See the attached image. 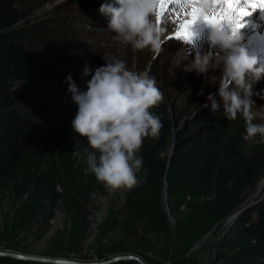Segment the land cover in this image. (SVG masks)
<instances>
[{
    "label": "trees",
    "instance_id": "16d2710c",
    "mask_svg": "<svg viewBox=\"0 0 264 264\" xmlns=\"http://www.w3.org/2000/svg\"><path fill=\"white\" fill-rule=\"evenodd\" d=\"M23 2L0 0V204L6 191L15 204L11 217L3 218L1 234L11 241L21 238L60 204L68 223L65 248L49 255L68 258L84 236L91 209H98L91 195L104 189L86 172L87 155L95 150L73 131L77 112L61 98L66 75L52 63L55 46L43 29L21 26L27 16ZM164 100L150 109L161 128L156 137L144 138L137 153L143 160L137 184L121 209L110 210L98 226L101 235L118 228L128 240L98 250V259L133 252L147 264H264V196L223 230L264 177V142L259 135L247 137L239 114L228 120L221 108L194 120ZM183 123L170 155L172 130ZM165 183L169 212L178 217L173 228L163 203ZM153 236L163 241L160 248ZM206 237L219 248L216 257L206 246L195 249ZM12 261L0 258L2 264Z\"/></svg>",
    "mask_w": 264,
    "mask_h": 264
},
{
    "label": "clouds",
    "instance_id": "9594fccd",
    "mask_svg": "<svg viewBox=\"0 0 264 264\" xmlns=\"http://www.w3.org/2000/svg\"><path fill=\"white\" fill-rule=\"evenodd\" d=\"M158 3L159 0H106L98 11L108 18L114 40L130 44L134 50L147 48L158 54L165 31L157 23ZM192 31L191 40L186 41L189 44H193L194 36L200 39ZM205 42L207 50L197 49L184 71L205 76L218 70L217 92H209L206 97L210 108H222L228 120H235L239 114L245 121L247 137L259 135L264 142V123H254L264 121V108H256L253 99L259 96L253 85L264 78V58L242 46L239 33L216 26L207 25ZM182 58L187 55L178 54L175 67ZM84 74H89L87 67ZM66 80L72 101L78 106L71 122L73 131L85 137L95 150L87 155L86 172L92 173L110 192L131 189L143 163L142 157L137 156L143 140L156 137L161 128L159 117L150 111L163 99L156 81L146 73L129 70L121 60L105 61L96 68L84 92L70 74ZM203 107L208 108L209 104Z\"/></svg>",
    "mask_w": 264,
    "mask_h": 264
},
{
    "label": "rangeland",
    "instance_id": "374dc122",
    "mask_svg": "<svg viewBox=\"0 0 264 264\" xmlns=\"http://www.w3.org/2000/svg\"><path fill=\"white\" fill-rule=\"evenodd\" d=\"M105 2L106 0H24L22 7L24 11H27V16L21 21V26L30 30L43 29L44 32L49 33L47 41L55 46L50 54L52 63L63 71L66 77L70 74L81 92L87 90V82L96 68L104 65L105 61L121 60L125 62L129 70L147 73L150 78L154 79L157 88L163 94L164 101L169 103L171 110L184 109L194 120H199L211 112L210 102L206 100V97L209 92H217L219 72L218 70L217 72L210 71L204 76L195 71H184L185 65L190 64L188 63V60H191L190 57L184 59L185 61L181 60L179 66L175 67L178 59L177 48L189 43L183 39L170 37L177 22L174 15L164 14L160 19L158 25L165 31L162 37L164 41L162 50L158 54L147 48L134 50L130 44L113 39L114 33L108 29V18L98 11L100 5ZM206 33L207 25L205 24L200 31L199 45L205 44ZM259 52L257 55L264 58V50ZM85 67L89 69L88 75L84 74ZM64 85L65 89L61 93V98L70 111L77 112L78 106L72 101V93L68 91L67 80ZM253 90L259 92V96L253 97L256 100L255 107L264 108V98H261L264 97V92H262L264 91V78L260 79L259 84L253 87ZM205 103L209 104L208 108L203 107ZM255 122L264 123L260 120ZM102 186L103 193L91 195L92 205L97 206L98 209H91L92 213L88 217V227L84 236L80 243L74 246L75 251L66 254L68 257L66 259L81 263H97L100 262L96 253L98 250L108 247L117 239L128 240L118 228L101 235L98 226L110 210L121 209L124 196L130 189L110 192L103 184ZM263 188L264 177L250 191L241 207L263 198ZM10 205H15L14 198L6 191L0 204V250L53 257L49 254L65 248L62 241L67 234L65 230L68 223L66 213L60 204L53 209L51 218L39 216L31 228L23 231L21 238L14 241L6 239L1 234L3 218L5 215L7 217L12 215L9 211ZM166 215L170 227L173 228L178 217L170 212ZM235 217L233 214L223 223L224 231L228 229ZM252 218H255L254 214ZM152 239L156 248H160L163 244L157 236H153ZM212 242H214L213 237H206L198 243L195 249L200 245L206 246L205 252L208 253L211 250L213 256L216 257L219 248ZM6 264L23 263L12 261Z\"/></svg>",
    "mask_w": 264,
    "mask_h": 264
},
{
    "label": "snow or ice",
    "instance_id": "6c2138e0",
    "mask_svg": "<svg viewBox=\"0 0 264 264\" xmlns=\"http://www.w3.org/2000/svg\"><path fill=\"white\" fill-rule=\"evenodd\" d=\"M173 4L179 5L180 11L177 12L173 8L172 12L176 19L181 21L177 25L175 38L184 41L191 40L193 26L199 23L227 29L233 34H238L246 26V17H250L257 10L264 12V0H211L210 4L208 0H203L204 7L202 8H197L193 0H184L183 3L181 0H159L156 16L158 24ZM185 9L191 10L185 11ZM182 16L189 18L181 19Z\"/></svg>",
    "mask_w": 264,
    "mask_h": 264
},
{
    "label": "bare ground",
    "instance_id": "6f19581e",
    "mask_svg": "<svg viewBox=\"0 0 264 264\" xmlns=\"http://www.w3.org/2000/svg\"><path fill=\"white\" fill-rule=\"evenodd\" d=\"M183 3L184 0H181ZM193 2L196 4L197 8H202L204 7L203 0H193ZM208 3H211V0H208ZM243 6V4L241 5ZM175 8L177 12L180 11L179 5L173 4L170 5L169 11L164 13L166 16L169 14H173L174 17L176 18L175 14L172 12V9ZM191 9H185V11H190ZM251 11V9H249ZM189 17L182 16L181 19H187ZM246 26L242 28L239 32L241 35V44L244 46L248 51L254 55L259 54V51L264 50V12L261 10H257L252 13L250 17H246ZM176 24L174 25V30L172 33H170V37H175V32L177 31V25L181 22L180 20L176 19ZM205 25L204 23H199L197 25L193 26V30L196 34L200 35V31L202 26ZM200 39H196L195 36L193 37V44H185V45H180L177 48V53L179 56L183 57L187 55V57H190L191 60H188V63L192 62L194 53L197 49L201 50H207V43L205 44H200L199 41ZM195 45V47H193ZM259 57V55H257ZM182 61H185L183 58L181 59ZM180 60V61H181ZM260 80L257 81L253 87H256L259 84Z\"/></svg>",
    "mask_w": 264,
    "mask_h": 264
},
{
    "label": "water",
    "instance_id": "95a60500",
    "mask_svg": "<svg viewBox=\"0 0 264 264\" xmlns=\"http://www.w3.org/2000/svg\"><path fill=\"white\" fill-rule=\"evenodd\" d=\"M183 126H184V123L182 124V126L179 129L172 130L173 144H172V148L170 150V155L172 154V152L175 149L176 135ZM164 186H165V188L163 191V194H164L163 203H164V207H165L166 212H169L168 202H167V189H166L167 184L165 183ZM257 202H258V200L255 201L254 203H249V204L244 205L234 215L238 216L242 212L247 211L248 209L252 208ZM0 258H11L13 261L22 262V263L27 262V261H31V262L48 263V264H110V263H113L116 261L127 260V261H136L138 264H147L146 261L144 260V258H142L140 255L133 253V252L114 255L113 257H111L107 260H103V261H100L97 263H81V262L73 261V260L66 259V258L23 254V253L15 252L12 250H0Z\"/></svg>",
    "mask_w": 264,
    "mask_h": 264
}]
</instances>
